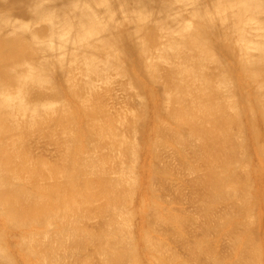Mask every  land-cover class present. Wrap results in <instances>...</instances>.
I'll use <instances>...</instances> for the list:
<instances>
[{
    "label": "bare ground",
    "instance_id": "6f19581e",
    "mask_svg": "<svg viewBox=\"0 0 264 264\" xmlns=\"http://www.w3.org/2000/svg\"><path fill=\"white\" fill-rule=\"evenodd\" d=\"M0 264H264V0H0Z\"/></svg>",
    "mask_w": 264,
    "mask_h": 264
}]
</instances>
